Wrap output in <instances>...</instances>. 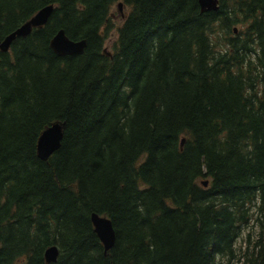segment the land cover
I'll list each match as a JSON object with an SVG mask.
<instances>
[{
  "label": "trees",
  "instance_id": "16d2710c",
  "mask_svg": "<svg viewBox=\"0 0 264 264\" xmlns=\"http://www.w3.org/2000/svg\"><path fill=\"white\" fill-rule=\"evenodd\" d=\"M50 4L0 49V264H49L51 245V264H221L257 208L242 264H264V0H0V40ZM62 27L85 53L53 51ZM92 212L113 221L108 254Z\"/></svg>",
  "mask_w": 264,
  "mask_h": 264
},
{
  "label": "water",
  "instance_id": "95a60500",
  "mask_svg": "<svg viewBox=\"0 0 264 264\" xmlns=\"http://www.w3.org/2000/svg\"><path fill=\"white\" fill-rule=\"evenodd\" d=\"M199 4L201 12L216 11L220 8V0H199ZM123 5V2L119 3L120 8L123 7ZM54 9L55 5L50 4L38 10L28 21L18 26L0 40V49L4 52H8L17 38L27 37L35 28L44 27L50 20ZM235 31H237V29ZM50 46L55 53L61 56L83 54L88 47V40L86 38L80 40L72 39L64 29H59L51 38ZM104 51L106 54L111 55L107 49ZM65 130L66 122L64 121L53 122L44 129L38 140L37 150L40 159L44 161L49 160L50 157L61 148ZM184 143L185 139L182 141V146ZM209 181L210 180H205L203 184L207 186ZM91 218L95 232L104 245L105 254H108L117 241V232L113 221L107 215H101L96 212L92 213ZM59 256L60 248L58 245H51L45 251V259L49 264L56 263Z\"/></svg>",
  "mask_w": 264,
  "mask_h": 264
},
{
  "label": "rangeland",
  "instance_id": "374dc122",
  "mask_svg": "<svg viewBox=\"0 0 264 264\" xmlns=\"http://www.w3.org/2000/svg\"><path fill=\"white\" fill-rule=\"evenodd\" d=\"M115 12H117L118 8L117 6L115 7ZM118 13V12H117ZM117 24H120L123 22V19L117 16L116 18ZM117 36V31L116 29H113L111 32V37L107 39V46L111 49L112 45L116 39ZM253 217L252 220L244 224L241 227L239 238L236 243L237 251L236 254L233 258L229 257H222L219 256L217 258L218 262L221 264H242L243 262V256L247 249L250 247H253L254 243L256 240L259 238V233H260V221L258 218L261 216V211L259 208L253 210Z\"/></svg>",
  "mask_w": 264,
  "mask_h": 264
},
{
  "label": "flooded vegetation",
  "instance_id": "af4514ba",
  "mask_svg": "<svg viewBox=\"0 0 264 264\" xmlns=\"http://www.w3.org/2000/svg\"><path fill=\"white\" fill-rule=\"evenodd\" d=\"M128 11V9L125 7V5L123 7H119V13L115 12L112 17L113 19L115 20L116 24H117V21H116V18L117 16H119L120 18H122L123 20L126 18V11Z\"/></svg>",
  "mask_w": 264,
  "mask_h": 264
},
{
  "label": "bare ground",
  "instance_id": "6f19581e",
  "mask_svg": "<svg viewBox=\"0 0 264 264\" xmlns=\"http://www.w3.org/2000/svg\"><path fill=\"white\" fill-rule=\"evenodd\" d=\"M200 8H201V7H200ZM60 29H64V30L66 31V29H65V28H63V27H62V28H60ZM66 33H67V31H66ZM205 180H209V179H205ZM203 183H204V182H203ZM208 185H209V184H208ZM208 185H207V186H208ZM204 186H205V185H204ZM92 213H94V212H92ZM96 213H97V212H96ZM101 215H102V214H101ZM91 216H92V214H91ZM91 219H92V218H91Z\"/></svg>",
  "mask_w": 264,
  "mask_h": 264
}]
</instances>
